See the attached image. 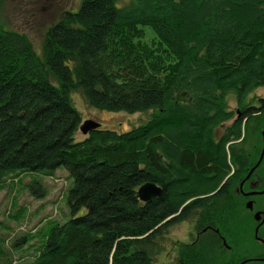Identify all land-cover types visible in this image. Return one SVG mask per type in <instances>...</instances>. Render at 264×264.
<instances>
[{"label":"trees","instance_id":"obj_1","mask_svg":"<svg viewBox=\"0 0 264 264\" xmlns=\"http://www.w3.org/2000/svg\"><path fill=\"white\" fill-rule=\"evenodd\" d=\"M258 88L264 0H81L40 55L27 35L0 26V191L29 176L26 190L43 199L38 175L64 168L70 215L10 241L0 233V264H155L184 222L192 242L179 245L176 264H264L253 218L264 197L250 211L237 191L262 148L257 133L244 149L250 124L264 127V98L248 102ZM79 91L88 107L147 118L76 141ZM145 182L162 188L149 202L137 197ZM262 186L264 157L243 190ZM15 197L8 218L21 223Z\"/></svg>","mask_w":264,"mask_h":264},{"label":"rangeland","instance_id":"obj_2","mask_svg":"<svg viewBox=\"0 0 264 264\" xmlns=\"http://www.w3.org/2000/svg\"><path fill=\"white\" fill-rule=\"evenodd\" d=\"M81 0H0V26L8 29H13L24 33L30 39L33 49L36 54L42 53V44L44 37L51 27H53L62 17L63 12L67 10L75 11ZM152 35L146 30L145 41H150ZM75 107L81 113L82 120L92 118L100 122V128L112 129L117 132H124L130 127L135 126L140 121L147 118L146 115L139 113L128 114L124 112H107L94 109L87 106V103L79 91L73 96ZM259 98H264V90L258 88L251 95L249 103L254 106H260ZM228 107L236 109L234 97L228 96ZM264 119V118H263ZM264 122V121H262ZM256 124V123H255ZM253 122L249 126V138L246 141L245 150H251L253 145L258 141L257 133L264 130L263 123L254 128ZM221 133V130H216V137ZM84 138V135L78 131L75 135V140L79 141ZM46 185L47 194L42 198H37L29 194L24 184L29 180V176L24 177L21 184L17 183L9 189L0 191V233L4 234L10 240L22 232H27L31 228L37 227L40 220L58 219L65 220L70 215L64 202V194L66 185L69 181L66 179L67 171L64 168L56 170L53 177L38 175ZM16 191L13 192V189ZM14 189V190H15ZM15 195V200L18 206L26 208V213L21 223L15 222V219L10 220L9 214H15L14 208L11 205L12 196ZM85 208L81 209L78 215L83 214ZM14 216V215H13ZM8 226L9 228H5ZM193 232V225L189 222H184L177 227H174L167 236V247L164 252H161L155 260V264H176V255L179 245L190 242V235ZM181 241V242H180ZM180 242V243H179ZM179 243V245H178ZM18 258V254H15Z\"/></svg>","mask_w":264,"mask_h":264},{"label":"water","instance_id":"obj_3","mask_svg":"<svg viewBox=\"0 0 264 264\" xmlns=\"http://www.w3.org/2000/svg\"><path fill=\"white\" fill-rule=\"evenodd\" d=\"M99 127H100V122H98V121H96V120H94L92 118H88V119H85V120H83L81 122V124L79 126V131L83 135H87L92 130L97 129ZM262 139H263L262 149H261L259 158H258L256 164L249 170V172H248V174H247L245 179H247L249 177V175L252 173V171L255 169V167L258 166V164L261 162L262 157L264 155V130L262 131ZM243 181L239 185L240 191H242L241 188H242V185H243ZM161 192H162V188L160 186L156 185L153 182H145V183L141 184L138 187V189H137V197L142 202H149L154 197H158L161 194ZM263 192H264V189L262 191H260L259 193H263ZM243 194L245 196H254V195H257L258 193L255 192V191H252V192H247V193L243 192ZM245 206H246V208L252 210L253 209L252 200H248L246 202ZM253 218L256 221H259V223L257 224V226L255 228V232H254L255 233V237H256V239L259 242L264 244V239L257 235L259 227L264 223V212L263 211H259V210L255 211L254 214H253ZM215 231L218 232V230H215ZM222 240H223V244L226 245L225 240L224 239H222ZM249 260H251V259L243 260V261H241L238 264H244L245 262L247 263ZM262 260H264V258H262Z\"/></svg>","mask_w":264,"mask_h":264},{"label":"flooded vegetation","instance_id":"obj_4","mask_svg":"<svg viewBox=\"0 0 264 264\" xmlns=\"http://www.w3.org/2000/svg\"><path fill=\"white\" fill-rule=\"evenodd\" d=\"M254 107H258V106H254ZM262 142H263V139H262ZM261 149H262V148H261ZM260 152H261V151H260ZM259 155H260V154H259ZM263 157H264V155H263ZM263 157H262V159H263ZM258 158H259V157H258ZM261 161H262V160H261ZM260 163H261V162H260ZM260 163H259V164H260ZM255 164H256V163H255ZM259 164H258V165H259ZM252 167H253V166H252ZM252 167H251V168H252ZM257 167H258V166H256L255 169H256ZM251 168H250V169H251ZM255 169H254V170H255ZM254 170H253V171H254ZM253 171H252V172H253ZM248 172H249V171H248ZM247 174H248V173H247ZM247 174H246V176H247ZM251 175H252V173L249 175L248 178H250ZM246 176L243 178L244 181L242 180V181H243V185H244V182H245L246 180H248V178L245 179ZM242 181H241V182H242ZM241 182H240V183H241ZM239 185H240V184H239ZM243 185H242V188H241L242 191H240V188H238L237 191L240 192L241 195L244 196L245 198H248L247 201H248V200H252V207H253L254 202H255V199H256L257 197L260 198V199H262V198L264 197V192H263V193H259L260 191H262V190L264 189V186H262L261 189H252V190L245 191V190H243ZM252 191L257 192L258 194H257V195H254V196H245V195L243 194V192H244V193H247V192H252ZM247 201H246V202H247ZM245 204H246V203H245ZM245 207H246V206H245ZM246 209H248V208H246ZM248 210H250V209H248ZM252 210H253V209H252ZM252 210H250V211H252ZM254 212H255V211H254ZM254 212H253V214H254ZM255 221H256V220H255ZM258 223H259V221H257V224H258ZM263 224H264V223H263ZM263 224H262V225H263ZM262 225H261V226H262ZM261 226H260V227H261ZM258 230H259V229H258ZM180 242H181V241H180ZM180 242H179V243H180ZM190 242H192V241H190ZM179 243H178V245H179ZM261 260H262V258H261Z\"/></svg>","mask_w":264,"mask_h":264},{"label":"bare ground","instance_id":"obj_5","mask_svg":"<svg viewBox=\"0 0 264 264\" xmlns=\"http://www.w3.org/2000/svg\"><path fill=\"white\" fill-rule=\"evenodd\" d=\"M259 228H260V227H259ZM245 263H246V262H245ZM245 263H244V264H245Z\"/></svg>","mask_w":264,"mask_h":264}]
</instances>
